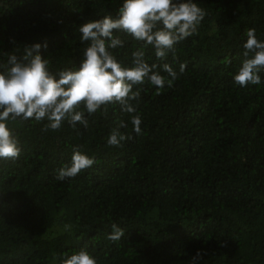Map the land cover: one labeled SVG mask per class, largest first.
Instances as JSON below:
<instances>
[{
  "label": "trees",
  "instance_id": "trees-1",
  "mask_svg": "<svg viewBox=\"0 0 264 264\" xmlns=\"http://www.w3.org/2000/svg\"><path fill=\"white\" fill-rule=\"evenodd\" d=\"M193 2L207 15L175 57L157 60L152 46L114 32L124 66L139 48L149 65L186 66L172 87L143 86L139 135L119 105L88 116L87 129L9 122L21 153L0 159V264H61L81 249L98 264H194L198 252L195 264H264V70L259 85L234 81L247 31L264 41V0ZM122 4L0 0V64L39 43L54 74L78 70L88 46L80 26L117 18ZM120 120L130 139L109 146ZM77 146L94 165L56 180ZM113 223L125 232L119 242L107 238Z\"/></svg>",
  "mask_w": 264,
  "mask_h": 264
},
{
  "label": "clouds",
  "instance_id": "clouds-1",
  "mask_svg": "<svg viewBox=\"0 0 264 264\" xmlns=\"http://www.w3.org/2000/svg\"><path fill=\"white\" fill-rule=\"evenodd\" d=\"M206 15L193 0H123L117 18L108 15L80 26L81 42H88V46L78 70L65 68L54 74L50 61L40 54L39 43L25 46L21 56L9 55L7 64H0V159L16 160L21 153L20 139L8 126L10 121H47L42 131H58L65 121L73 129L77 124L87 129L88 116L98 112L106 115L109 106L119 105L139 135L142 117L138 105L143 86L150 84L157 90L172 87L186 66L181 64L177 73L168 63L149 65L144 48L133 51L132 65L124 66L111 51L123 48L125 43L114 32L126 33L145 47L152 46L157 60H164L169 53L175 57L177 44L198 34ZM246 36L243 60L234 75L235 83L241 87L261 84L259 73L264 70V41L257 38L255 29H249ZM43 47L47 48L46 42ZM125 127L127 124L120 120L107 138L109 146L122 147L121 141L130 139L119 131ZM94 163L93 157L74 147L71 162L58 169L55 179H74ZM111 227L107 238L119 242L124 230L115 223ZM70 229L65 225V230ZM200 255L198 252L193 257L194 264ZM61 264L98 261L81 249Z\"/></svg>",
  "mask_w": 264,
  "mask_h": 264
}]
</instances>
